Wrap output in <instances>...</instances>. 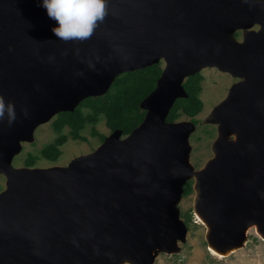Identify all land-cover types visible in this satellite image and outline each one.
Instances as JSON below:
<instances>
[{
    "label": "water",
    "instance_id": "obj_1",
    "mask_svg": "<svg viewBox=\"0 0 264 264\" xmlns=\"http://www.w3.org/2000/svg\"><path fill=\"white\" fill-rule=\"evenodd\" d=\"M107 4L91 39L65 43L43 0H0V97L15 108L14 122L0 120V264H150L185 238L176 202L191 177L207 246L241 247L251 226L264 237V0ZM161 59L128 134L116 128L65 165L12 164L38 124ZM204 66L240 79L204 118L217 135L194 168L192 123L166 116Z\"/></svg>",
    "mask_w": 264,
    "mask_h": 264
},
{
    "label": "rangeland",
    "instance_id": "obj_2",
    "mask_svg": "<svg viewBox=\"0 0 264 264\" xmlns=\"http://www.w3.org/2000/svg\"><path fill=\"white\" fill-rule=\"evenodd\" d=\"M253 27L256 28L257 25L255 24ZM235 36L241 39L242 29H237ZM160 62L163 67L164 60L161 59ZM200 72L203 74V79L199 97L203 106L195 115L198 121L193 123L190 116L185 114L176 118V121L183 120L192 123V129L188 133V159L194 168L201 167L213 155L212 142L217 135L216 123L204 122V118L211 108L226 95L229 86L240 79V77L233 76L215 66H204ZM53 117L36 126L32 140L21 141L20 150L12 158L13 165H25L24 161L29 152L38 154L33 166L65 165L72 157L90 152L101 143L99 135L91 133V123H86L80 131L85 136L84 139L68 135L66 141L60 145L61 151L56 159L51 160L44 157L40 153V148L45 143L53 141L58 135L50 123ZM94 126L100 133L108 135L111 132L103 116L99 117ZM68 129L69 126L65 125L62 131L68 132ZM208 129L212 131V134ZM230 136L233 137V134ZM192 179L194 180V178ZM4 186L5 176L0 173V190ZM194 196L195 190L193 189L189 194L182 193L176 202L182 219L185 218V212L191 208L192 219L187 223L185 238L177 240L176 248L173 250H155L154 258L150 264H264V240L253 229H248L244 245L228 254L218 257L209 251L205 239L207 226L198 222L193 213ZM122 264L130 263L124 261Z\"/></svg>",
    "mask_w": 264,
    "mask_h": 264
},
{
    "label": "trees",
    "instance_id": "obj_3",
    "mask_svg": "<svg viewBox=\"0 0 264 264\" xmlns=\"http://www.w3.org/2000/svg\"><path fill=\"white\" fill-rule=\"evenodd\" d=\"M162 70L160 60L150 65L134 70L123 71L115 76L108 89L98 95H89L82 98L73 110H61L51 119L52 127L58 132L53 141L45 143L40 148V153L51 160L59 155L60 145L66 141L68 135L73 138L84 139L81 129L86 123H91V133L98 134L102 141L106 134L100 133L94 123L103 116L106 125L112 131L121 129L122 135L128 134L143 119L145 109L139 106L140 101L155 86L156 79ZM203 74L200 71L188 75L183 86L186 96L177 97L166 119L169 121L185 114L196 123L195 115L201 110L203 102L199 97ZM69 126L68 132H63V127ZM209 130V129H208ZM212 134V131L209 130ZM38 154L29 152L25 158V165H33ZM193 179L188 178L183 184V194H189L193 190ZM183 219L187 224L192 219L191 208L185 212Z\"/></svg>",
    "mask_w": 264,
    "mask_h": 264
},
{
    "label": "clouds",
    "instance_id": "obj_4",
    "mask_svg": "<svg viewBox=\"0 0 264 264\" xmlns=\"http://www.w3.org/2000/svg\"><path fill=\"white\" fill-rule=\"evenodd\" d=\"M48 16L57 21L52 30L63 42H84L92 38L108 15L107 0H43ZM5 113L9 124L15 120L14 105L0 97V120Z\"/></svg>",
    "mask_w": 264,
    "mask_h": 264
},
{
    "label": "bare ground",
    "instance_id": "obj_5",
    "mask_svg": "<svg viewBox=\"0 0 264 264\" xmlns=\"http://www.w3.org/2000/svg\"><path fill=\"white\" fill-rule=\"evenodd\" d=\"M193 211H194L193 213L195 214L198 222L203 223V224L206 225V223L204 222V220H203L202 216L200 215V213L197 210H193ZM248 229H253L259 234V232L253 226L249 227ZM259 236L264 240V237H262L260 234H259ZM236 248L237 247L233 246V247H231V248H229V249H227L225 251H219V250L215 249V247L213 245H211V244H209V246H208L209 251H211L213 254L217 255L218 257H222L223 255L228 254L229 252L235 250Z\"/></svg>",
    "mask_w": 264,
    "mask_h": 264
}]
</instances>
